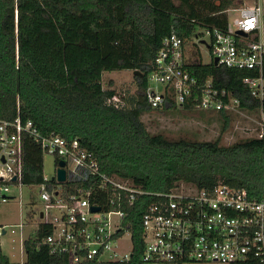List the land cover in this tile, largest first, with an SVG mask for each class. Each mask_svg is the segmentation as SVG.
Returning <instances> with one entry per match:
<instances>
[{
	"label": "trees",
	"instance_id": "1",
	"mask_svg": "<svg viewBox=\"0 0 264 264\" xmlns=\"http://www.w3.org/2000/svg\"><path fill=\"white\" fill-rule=\"evenodd\" d=\"M237 4L239 0H0V119L20 115L32 119L43 134L78 138L97 157L102 172L146 191L168 192L180 183L198 188L225 183L260 197L264 137L230 145L220 138H169L151 133L142 119L154 110L145 90L162 40L173 29L184 40L186 68L200 84L211 79L238 97L243 110H256L259 102L243 78L257 73L217 65L212 58L205 63L195 42L206 29H226L225 10ZM188 41L192 49L186 47ZM206 44L211 54V44ZM115 70L142 72L135 75L136 95L120 96L118 107L108 102L115 89L103 86V73ZM168 108L206 112L224 130L234 114L203 110L192 102L179 107L171 100L156 109ZM43 155L40 144L25 140L23 184L43 182ZM65 187L75 190L74 184ZM151 200L142 195L126 207L133 242L128 261L79 264H142V216ZM50 231L38 223L34 236L23 241L24 262L12 261L0 245V264H71L43 242ZM232 264L263 263L250 256Z\"/></svg>",
	"mask_w": 264,
	"mask_h": 264
},
{
	"label": "built area",
	"instance_id": "2",
	"mask_svg": "<svg viewBox=\"0 0 264 264\" xmlns=\"http://www.w3.org/2000/svg\"><path fill=\"white\" fill-rule=\"evenodd\" d=\"M239 3L225 10L226 29H206L195 42L209 38L211 57L217 59V65L257 73L244 77L243 82L259 102L252 136L263 138L264 0ZM231 13L237 16L230 21ZM238 30L246 35L237 34ZM184 47V40L174 29L162 40L145 90L151 107L160 108L171 100L179 107L192 102L203 110L241 113L240 100L230 91L217 87L211 79L198 82L186 68L188 53ZM108 102L118 107L121 97L116 94ZM27 138L40 144L43 153L58 159L56 169L60 161L65 162V182H59L56 174L52 178L43 174V182L31 186H39L42 208L38 223L51 229L43 242L51 253L64 255L69 263L128 261L133 242L126 207L149 195L152 200L142 216V264H232L250 256L264 264V193L251 196L246 189L225 183L212 188L181 183L168 192L146 191L130 180L102 172L97 157L78 138L43 134L32 119L20 115L13 120L0 119L3 201L14 197L11 185H23ZM67 183L74 184V192L68 191ZM17 226L23 228L25 224ZM5 227L0 226V236L7 233ZM126 233L132 242L130 254L119 249Z\"/></svg>",
	"mask_w": 264,
	"mask_h": 264
},
{
	"label": "rangeland",
	"instance_id": "3",
	"mask_svg": "<svg viewBox=\"0 0 264 264\" xmlns=\"http://www.w3.org/2000/svg\"><path fill=\"white\" fill-rule=\"evenodd\" d=\"M219 1V0H216ZM240 4V3H239ZM231 6L232 7H237ZM230 21L235 15H229ZM209 43V38L205 39ZM191 41L186 47L193 48ZM198 43V42H196ZM206 43L199 42L197 47L203 62L211 61V54ZM189 60H192L189 59ZM132 70L105 71L103 73V86L115 89L120 96L125 95L128 99L136 95L138 91V79ZM162 86L159 85V88ZM258 113L256 111L232 114L227 129L224 130L221 121L211 117L206 112L185 111L168 108L165 112L154 109L146 112L142 119L151 133H162L169 138H191L198 140H215L220 138L224 145H230L235 141L253 137V128L256 124ZM56 158L48 153L43 155V174L52 178L56 174ZM181 184V183H180ZM14 197L7 201L0 198V226H6L7 233L0 236V245L3 252L12 261L24 262L26 253L23 240L34 236L38 223V211L42 208L39 200V186L23 184L11 185ZM24 223L23 228L17 225ZM23 229V230H22ZM21 230L24 232L21 237ZM132 242L130 235L126 233L119 249L122 253L130 254Z\"/></svg>",
	"mask_w": 264,
	"mask_h": 264
},
{
	"label": "water",
	"instance_id": "4",
	"mask_svg": "<svg viewBox=\"0 0 264 264\" xmlns=\"http://www.w3.org/2000/svg\"><path fill=\"white\" fill-rule=\"evenodd\" d=\"M237 34L246 35V33L241 31V30H238ZM214 63L215 64L217 63V59H214ZM133 73H134V75H136V74L142 75V72H140L139 70H135ZM64 165H65V162L60 161L59 167L56 170V179L59 182H65V180H66V171H65ZM14 180H15V178H14ZM93 210H98V208L94 207Z\"/></svg>",
	"mask_w": 264,
	"mask_h": 264
},
{
	"label": "bare ground",
	"instance_id": "5",
	"mask_svg": "<svg viewBox=\"0 0 264 264\" xmlns=\"http://www.w3.org/2000/svg\"><path fill=\"white\" fill-rule=\"evenodd\" d=\"M202 42H203V43H206V40H203ZM208 47H209V46H208ZM216 64H217V63H216ZM154 109H156V108H154ZM56 170H57V169H56ZM187 184H188V183H187Z\"/></svg>",
	"mask_w": 264,
	"mask_h": 264
},
{
	"label": "crops",
	"instance_id": "6",
	"mask_svg": "<svg viewBox=\"0 0 264 264\" xmlns=\"http://www.w3.org/2000/svg\"><path fill=\"white\" fill-rule=\"evenodd\" d=\"M38 221H39V220H38ZM37 224H38V223H37ZM23 233H24V232H23V231H21V237H22ZM23 241H24V240H23ZM20 262H21V261H20Z\"/></svg>",
	"mask_w": 264,
	"mask_h": 264
}]
</instances>
